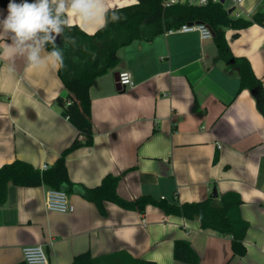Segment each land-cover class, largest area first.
I'll list each match as a JSON object with an SVG mask.
<instances>
[{
  "label": "crops",
  "instance_id": "obj_1",
  "mask_svg": "<svg viewBox=\"0 0 264 264\" xmlns=\"http://www.w3.org/2000/svg\"><path fill=\"white\" fill-rule=\"evenodd\" d=\"M72 3L65 0L61 12L66 24L92 34L106 10L137 0H84L92 5L87 14ZM222 5L232 17H250L264 0ZM9 14L0 6V22ZM223 30L230 53L247 60L264 90V27ZM15 35L0 23V166L19 159L48 168L77 131L55 102L66 94L57 60L42 43L37 61L30 60L26 45L35 41L18 47ZM213 36L163 32L120 47L117 65L88 91L92 144L71 150L65 164L69 180L82 187L120 176L116 192L127 200L147 194L181 203L203 200L212 188L217 197L235 191L248 222L245 253L232 254L229 236L155 205L140 212L104 201L102 214L73 188L65 190L72 211L61 213L45 209V185L8 184L0 204V264L23 262L28 244H41L48 264L117 251L155 264H191L174 259L177 239L189 242L196 264H264V116L252 93L239 89L238 73L219 57ZM123 70L134 85L117 89L114 74Z\"/></svg>",
  "mask_w": 264,
  "mask_h": 264
},
{
  "label": "trees",
  "instance_id": "obj_2",
  "mask_svg": "<svg viewBox=\"0 0 264 264\" xmlns=\"http://www.w3.org/2000/svg\"><path fill=\"white\" fill-rule=\"evenodd\" d=\"M35 4L38 0H0V6L9 11V5ZM53 17L54 5L49 4ZM59 25L62 32L57 41L43 39V47L58 62V76L66 94L58 95L56 105L76 128V135L55 161L46 169H39L30 163L16 159L0 166V204L6 199L8 184L20 186L45 185L47 188L70 190L77 188L80 194L96 204L104 213L103 202L110 201L126 209L144 211L146 205L158 206L165 214L197 219L201 228L230 237L233 255H243L244 235L248 222L240 214L242 200L235 191H226L218 197L211 194L200 201L175 202L155 199L150 195H140L133 200L120 197L116 185L120 176L106 174L93 187H82L69 180L65 164L67 154L74 148L92 144L90 121L89 88L97 77L106 73L118 63L117 50L134 39H151L165 30L182 23L198 21L207 24L214 32V42L218 55L235 69L239 76V89L246 88L255 99L258 111L264 116V90L261 81L254 76L249 63L244 58L233 56L224 39V28L241 29L251 24L264 27V9L257 10L250 17L230 16L220 2L203 6L172 4L165 0H137L136 4L116 7L104 12V23L94 33L87 34L77 25H67L63 14ZM234 36L237 33L233 34ZM195 107V105H194ZM173 257L176 260L196 264L198 256L189 242L177 239L173 243ZM15 264H25L24 262ZM69 264H155L152 261L135 258L125 251H117L92 257L83 252L73 257Z\"/></svg>",
  "mask_w": 264,
  "mask_h": 264
},
{
  "label": "clouds",
  "instance_id": "obj_3",
  "mask_svg": "<svg viewBox=\"0 0 264 264\" xmlns=\"http://www.w3.org/2000/svg\"><path fill=\"white\" fill-rule=\"evenodd\" d=\"M53 4L57 3V0H51ZM72 9L80 10L87 14V11L92 5L84 3V0H73ZM65 10V0H59V3L55 9L56 16L51 15L49 9V0H38V3L17 5L11 3L9 5L8 17L0 22L3 24L5 31H12L15 35L17 46L25 45L26 41L34 40L36 46L27 44L26 47L30 49L29 59L37 61L38 52L40 50L41 40L36 39L37 32L49 33L51 31L59 32V25L61 20L59 14ZM47 35L43 39H48ZM21 50H23L21 48ZM55 55V53L53 54Z\"/></svg>",
  "mask_w": 264,
  "mask_h": 264
},
{
  "label": "built area",
  "instance_id": "obj_4",
  "mask_svg": "<svg viewBox=\"0 0 264 264\" xmlns=\"http://www.w3.org/2000/svg\"><path fill=\"white\" fill-rule=\"evenodd\" d=\"M221 0H165L166 5L187 4L203 6L208 3L220 2ZM239 2L240 0H235ZM238 14H236L237 16ZM196 32L201 39L212 37V29L203 22L191 21L180 24L164 31V34ZM117 82L120 86L134 85L131 75L128 71L123 70L117 73ZM67 117V116H66ZM47 165L43 164L41 169H46ZM44 207L46 210L57 212H70L72 206L69 204L66 192L62 189L47 188L44 192ZM22 259L25 264H48L45 250L41 244H28L22 247Z\"/></svg>",
  "mask_w": 264,
  "mask_h": 264
},
{
  "label": "water",
  "instance_id": "obj_5",
  "mask_svg": "<svg viewBox=\"0 0 264 264\" xmlns=\"http://www.w3.org/2000/svg\"><path fill=\"white\" fill-rule=\"evenodd\" d=\"M222 2H223V0L220 1V3H222ZM229 11H231V10H229ZM59 28H60V26H59ZM61 32H62V29L60 28L59 32L51 31V32L45 33V34L49 37L48 39H50L51 41H57L59 39V36H60ZM212 35H214L213 31H212ZM114 80L116 81V88L119 89L120 85L117 82V72L114 74ZM211 195L213 197L217 196L215 188H212Z\"/></svg>",
  "mask_w": 264,
  "mask_h": 264
}]
</instances>
